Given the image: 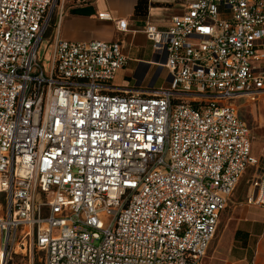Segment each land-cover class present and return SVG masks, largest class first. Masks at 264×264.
<instances>
[{
    "label": "built area",
    "instance_id": "2783aa9c",
    "mask_svg": "<svg viewBox=\"0 0 264 264\" xmlns=\"http://www.w3.org/2000/svg\"><path fill=\"white\" fill-rule=\"evenodd\" d=\"M180 1L145 27L165 83L130 89L119 40L57 39L46 76L56 0H0V264H202L249 169L264 207L237 105L264 96V0Z\"/></svg>",
    "mask_w": 264,
    "mask_h": 264
},
{
    "label": "crops",
    "instance_id": "0c3cea01",
    "mask_svg": "<svg viewBox=\"0 0 264 264\" xmlns=\"http://www.w3.org/2000/svg\"><path fill=\"white\" fill-rule=\"evenodd\" d=\"M185 9L186 6L180 0H58L55 18L47 37L54 42L57 39L121 41L129 62L119 71L124 76L122 82L114 84L130 89L147 88L156 86L160 70L156 64L153 47L149 51L148 42L151 45L152 43L147 38L145 27L148 23H154L164 28L172 17L184 13ZM103 12L110 13L111 18L101 19L99 13ZM120 20L127 23L125 31L117 27ZM259 50L264 52V40ZM250 102L245 97L237 100L242 118L243 105ZM251 129L252 151L256 155V129L254 126H251ZM226 210L227 208L220 216L227 247L225 264H264V207L249 204L246 200L235 202L230 211ZM0 253L3 255L2 250ZM207 255L208 252L202 264Z\"/></svg>",
    "mask_w": 264,
    "mask_h": 264
},
{
    "label": "rangeland",
    "instance_id": "374dc122",
    "mask_svg": "<svg viewBox=\"0 0 264 264\" xmlns=\"http://www.w3.org/2000/svg\"><path fill=\"white\" fill-rule=\"evenodd\" d=\"M58 0L55 2L54 12L52 13V22L55 18V10L56 4ZM51 30V28H50ZM50 32V31H49ZM48 32V34H49ZM45 36L43 41L41 42L38 49V58L42 64L45 75L50 76L52 73V58L54 52V41H52L48 36ZM149 44V51L152 45ZM123 75L119 72L114 79L115 84H120L123 79ZM166 75L165 72L162 71L161 77L158 78L156 82V86L163 85L165 83ZM243 119H245L250 126H254L256 129L255 140H254V152L258 158L264 157V96L255 101H251L250 103H245L242 108ZM254 171L253 169H249L237 185L231 199L229 200V205L226 211H230L232 205L238 201H246L248 190L250 186V182L252 180ZM224 226L220 223L218 232L216 233L211 247L208 251V255L205 259L204 264H225V255H226V242L224 239ZM1 255V253H0ZM1 261V260H0ZM36 263V259H35ZM8 264H31L28 257H24L21 253H18L13 256V259Z\"/></svg>",
    "mask_w": 264,
    "mask_h": 264
},
{
    "label": "bare ground",
    "instance_id": "6f19581e",
    "mask_svg": "<svg viewBox=\"0 0 264 264\" xmlns=\"http://www.w3.org/2000/svg\"><path fill=\"white\" fill-rule=\"evenodd\" d=\"M0 263L4 260V253H3V255H0Z\"/></svg>",
    "mask_w": 264,
    "mask_h": 264
},
{
    "label": "trees",
    "instance_id": "16d2710c",
    "mask_svg": "<svg viewBox=\"0 0 264 264\" xmlns=\"http://www.w3.org/2000/svg\"><path fill=\"white\" fill-rule=\"evenodd\" d=\"M49 31H50V30H49ZM49 31H48V32H49Z\"/></svg>",
    "mask_w": 264,
    "mask_h": 264
}]
</instances>
